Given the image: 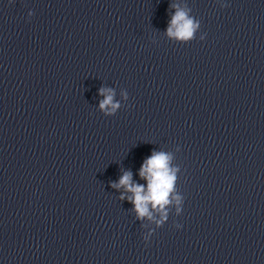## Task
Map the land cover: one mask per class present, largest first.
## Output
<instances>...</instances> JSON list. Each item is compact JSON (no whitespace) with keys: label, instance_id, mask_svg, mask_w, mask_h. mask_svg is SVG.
I'll use <instances>...</instances> for the list:
<instances>
[{"label":"clouds","instance_id":"9594fccd","mask_svg":"<svg viewBox=\"0 0 264 264\" xmlns=\"http://www.w3.org/2000/svg\"><path fill=\"white\" fill-rule=\"evenodd\" d=\"M176 8L175 13L172 15L166 35L181 43H188L196 39L197 30L200 28V22L190 17L188 12L179 8L177 5H171ZM224 5H222L223 7ZM32 13H29L31 16ZM204 39V35L200 36ZM100 95L105 98L100 101L99 108L105 113V116H114L120 108L119 102H114L115 92L111 88L102 87ZM123 98L128 100V93L126 90L122 93ZM177 151H180L177 147ZM172 155L164 151H153L152 154L145 159L139 170L141 179L147 181V187L144 185L132 182L131 171H124L118 183H113L112 187L119 189L124 188L126 192L132 195L125 197L121 194L120 199H128L129 203L133 205V211L136 213L138 220L144 218L154 219L152 210L160 212L161 219L156 221L157 227L163 226L168 220V207L172 205L173 199L175 200V214L179 216L182 213V206L184 197L182 194L176 192L177 173L180 168L174 167L171 164ZM176 193L175 195H173ZM176 228L182 227L180 224H175ZM151 233L143 237L145 243L150 240Z\"/></svg>","mask_w":264,"mask_h":264}]
</instances>
